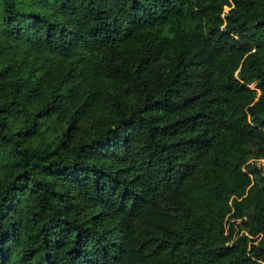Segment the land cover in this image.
<instances>
[{
    "label": "trees",
    "instance_id": "obj_1",
    "mask_svg": "<svg viewBox=\"0 0 264 264\" xmlns=\"http://www.w3.org/2000/svg\"><path fill=\"white\" fill-rule=\"evenodd\" d=\"M0 264H264V0H0Z\"/></svg>",
    "mask_w": 264,
    "mask_h": 264
},
{
    "label": "rangeland",
    "instance_id": "obj_2",
    "mask_svg": "<svg viewBox=\"0 0 264 264\" xmlns=\"http://www.w3.org/2000/svg\"><path fill=\"white\" fill-rule=\"evenodd\" d=\"M251 85H252V84H251ZM251 85H250V86H251Z\"/></svg>",
    "mask_w": 264,
    "mask_h": 264
}]
</instances>
